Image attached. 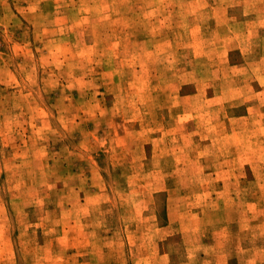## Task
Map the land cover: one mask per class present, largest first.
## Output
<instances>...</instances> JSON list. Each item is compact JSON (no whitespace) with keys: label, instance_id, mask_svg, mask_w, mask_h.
I'll use <instances>...</instances> for the list:
<instances>
[{"label":"rangeland","instance_id":"rangeland-1","mask_svg":"<svg viewBox=\"0 0 264 264\" xmlns=\"http://www.w3.org/2000/svg\"><path fill=\"white\" fill-rule=\"evenodd\" d=\"M255 1L0 0V264H264Z\"/></svg>","mask_w":264,"mask_h":264},{"label":"crops","instance_id":"crops-1","mask_svg":"<svg viewBox=\"0 0 264 264\" xmlns=\"http://www.w3.org/2000/svg\"><path fill=\"white\" fill-rule=\"evenodd\" d=\"M241 3L242 1L238 2V4ZM255 3H257L258 5L257 8L250 7L249 4V6L240 7L239 9H237L236 12H232V14H230V10L227 7L218 8V11L216 10L217 14L215 15L216 17L215 22H212L211 24H215L216 26H221L223 23L226 22L225 21L226 16L232 15L231 17H228V20L233 19L234 21L233 23H239L240 25H242L244 29L243 34L241 35L240 38V42L235 44V48H240L242 47V45L246 47L249 43H250L249 45L250 48H254L256 46L261 48V51L259 52V60L257 61L261 64L264 63V6H262L263 4L259 3L258 1H255ZM246 29L255 32V34L253 35V33L251 32H248L247 34ZM252 35L256 37L255 40L257 42L259 39L260 43L251 42ZM261 68L262 67H260L259 69L261 70ZM254 74L255 75L251 76L252 77L251 80H255L257 86H260L259 88L263 87V90H259V89L255 90L254 88L253 90H255L257 94L264 95V68L261 70V72H258L257 70L256 72H254ZM255 104L257 109L262 110V112L264 113V102L259 101L256 102ZM251 108H255V107L248 106L249 112H251ZM245 117H246L245 115H241L238 118L242 119ZM246 250H251V246H247L245 251ZM234 254L235 253L233 252H229L227 254L228 258L226 259L224 264H231V257H233ZM237 263L240 264L239 262Z\"/></svg>","mask_w":264,"mask_h":264}]
</instances>
